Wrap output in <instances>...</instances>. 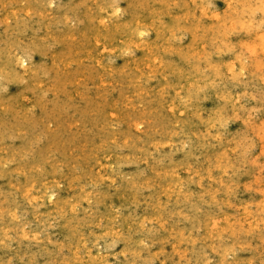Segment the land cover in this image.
<instances>
[{"label":"rangeland","instance_id":"374dc122","mask_svg":"<svg viewBox=\"0 0 264 264\" xmlns=\"http://www.w3.org/2000/svg\"><path fill=\"white\" fill-rule=\"evenodd\" d=\"M0 264H264V0H0Z\"/></svg>","mask_w":264,"mask_h":264},{"label":"bare ground","instance_id":"6f19581e","mask_svg":"<svg viewBox=\"0 0 264 264\" xmlns=\"http://www.w3.org/2000/svg\"><path fill=\"white\" fill-rule=\"evenodd\" d=\"M102 22V19H101V21H100V23ZM101 24H103V23H101ZM104 25V24H103ZM25 58V57H24ZM23 57H19V56H15V58L11 61V65H12V67H13V75L15 76V77H19V75H18V73L21 71V70H23V67H24V62L26 61V59H24ZM228 66H230V65H228ZM230 67H232V66H230ZM229 67V68H230ZM234 67H232V69H233ZM235 69V68H234ZM234 72V71H233ZM208 77V76H207ZM231 77V76H230ZM191 99H192V97H191ZM31 135V134H30ZM28 137H30V136H28ZM33 137V136H32ZM31 137V138H32ZM34 138H32V140H33ZM22 140H23V137H22ZM31 140V141H32ZM28 142H29V140H28ZM26 143H27V141H26ZM26 143H24V144H26ZM33 143H35V142H33ZM22 144V143H21ZM38 145V144H37ZM22 146V145H21ZM22 148H24V147H22ZM38 148V147H37ZM44 148V147H43ZM42 149V148H41ZM31 152H33V151H31ZM40 153H42V151L40 152ZM44 153V152H43ZM27 154V153H26ZM37 154V153H36ZM39 155V154H38ZM44 155V154H43ZM30 156V159H31V155H28L27 157H29ZM36 157V156H35ZM34 157V159H36ZM33 158V157H32ZM25 159H27V158H25ZM24 159V160H25ZM33 159V160H34ZM40 159V158H39ZM41 161V160H40ZM23 162V161H22ZM42 162V161H41ZM41 162H40V164H41ZM25 163V162H24ZM31 164V163H30ZM36 164V163H35ZM39 164V163H38ZM25 167V166H24ZM29 167H30V165H29ZM29 167H28V169H29ZM34 167H35V165H34ZM33 167V168H34ZM31 170V169H30ZM32 171V170H31ZM101 170H99V172H100ZM103 173V172H102ZM106 176V175H105ZM106 180V179H105ZM104 180V181H105ZM25 189V188H24ZM28 190V189H27ZM50 196H52V195H50ZM15 203V202H14ZM66 205V204H65ZM63 206V205H62Z\"/></svg>","mask_w":264,"mask_h":264}]
</instances>
